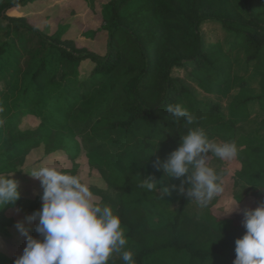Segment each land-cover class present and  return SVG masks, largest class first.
<instances>
[{
	"label": "trees",
	"instance_id": "obj_1",
	"mask_svg": "<svg viewBox=\"0 0 264 264\" xmlns=\"http://www.w3.org/2000/svg\"><path fill=\"white\" fill-rule=\"evenodd\" d=\"M47 5L0 0V177L18 181L21 195L0 205V264H14L26 247L18 222L39 238L38 221L26 219L42 208L41 185L28 194L34 171L57 166L84 183L82 167L64 169V161L94 170L95 196H116L113 207L102 204L119 216L136 264H233L246 231L242 211L221 216L220 196L200 207L141 185L163 180L154 161L201 127L237 145L234 202L241 210L264 202V0H100L95 41L80 38L91 30L78 21L55 20ZM31 12L44 18L32 22ZM169 104L194 123L175 122ZM209 164L228 175L229 161ZM108 264L124 262L113 254Z\"/></svg>",
	"mask_w": 264,
	"mask_h": 264
},
{
	"label": "clouds",
	"instance_id": "obj_2",
	"mask_svg": "<svg viewBox=\"0 0 264 264\" xmlns=\"http://www.w3.org/2000/svg\"><path fill=\"white\" fill-rule=\"evenodd\" d=\"M167 112L175 122L183 118L187 125L194 123L193 115L180 104H169ZM237 156L234 141L217 142L203 128H189L176 150L165 160L154 161L153 167L163 172V180L144 178L141 186L158 188L162 198L177 191L206 207L224 192L222 176L209 161L212 157L233 161ZM31 176L40 181L43 189L42 208L26 219L38 221L35 232L39 238L30 235L22 222L17 223V229L26 237V247L14 264H108L113 254H120L124 264H136L133 252L125 250L128 240L119 216L110 206L97 203L78 175L45 166ZM171 179L180 180V185L165 186V181ZM18 188L15 179L0 177V205H15L21 198ZM239 205L240 200L232 212L242 211L246 231L235 240L233 264H264V202L255 209L241 210Z\"/></svg>",
	"mask_w": 264,
	"mask_h": 264
},
{
	"label": "rangeland",
	"instance_id": "obj_3",
	"mask_svg": "<svg viewBox=\"0 0 264 264\" xmlns=\"http://www.w3.org/2000/svg\"><path fill=\"white\" fill-rule=\"evenodd\" d=\"M100 0H47L49 9H51L52 11L56 10L58 11L57 17H55V20H59V21H65V18H68L69 20L71 19V22L76 20L78 21L84 30H91V34L90 36H88V32H83L80 35V38H86L89 41H95L97 40L96 38L98 37V33L97 31L99 30V28L102 25V20L101 18L98 16L97 13H95V9H94V5L96 2H98ZM31 21H37L34 20L33 17H36L37 19H39V21L44 18L43 16H41V14H36L31 12ZM37 21V22H39ZM66 22V21H65ZM61 24V23H59ZM66 24V23H65ZM208 29V28H207ZM96 36V37H95ZM91 37V38H88ZM95 37V38H94ZM174 75L184 79L186 77V71H178L175 72ZM203 98H201V100H206L204 98H207V96H201ZM210 99H214V98H210ZM216 101H220V99H216ZM223 104H227L228 101L227 100H222ZM35 123L33 122H29L27 123L26 126L28 127H35ZM39 158V156L37 154L34 153V155H32L30 157V163L32 161H35ZM237 163L235 166H233L232 164L229 166V170L232 171L237 167ZM60 167L62 165H59ZM63 166L65 167L64 169H68V170H73L76 169L78 167H82L83 170V178H84V183L88 185L89 187V183L91 182V177H93V172L87 165H81V164H76V163H71L69 161H64L63 162ZM58 170V167H55ZM41 185L40 181L37 179H33L32 182H30V184H28V194L31 195V193L33 194V191H31L33 189V185ZM224 192H223V196L221 197V200L219 202V204L217 205L216 211L221 215V216H230L233 214V210H234V199H231V195L228 189H230L231 187V176H227L226 179L224 180ZM27 186H24L25 190H27ZM31 189V190H30ZM109 193V192H108ZM27 194V195H28ZM95 195V194H94ZM108 196V198H110V200H108L106 197ZM97 198L96 202H100L101 204L108 202V203H112V207L114 205V200L116 196L112 197V193H109L108 195H103V197L101 196V194H96L95 196ZM104 199H106V201H103ZM102 204V205H103ZM232 212V213H231ZM231 213V214H230ZM13 216V214H11ZM8 244V245H7ZM7 246L9 247V245H13L10 240L7 241Z\"/></svg>",
	"mask_w": 264,
	"mask_h": 264
},
{
	"label": "crops",
	"instance_id": "obj_4",
	"mask_svg": "<svg viewBox=\"0 0 264 264\" xmlns=\"http://www.w3.org/2000/svg\"><path fill=\"white\" fill-rule=\"evenodd\" d=\"M212 159V158H211ZM211 161V160H210ZM209 161V162H210ZM236 163L238 164L237 165V167L232 171V173H231V171L229 170V166L232 164L233 166H235L236 165ZM239 168V163L238 162H235L234 160L233 161H229V164L224 168L225 170H227L229 173H228V175L227 176H231V187H230V189H228L229 190V192H230V195H231V199L233 200V193H232V187H233V175H234V173H235V171H237V169ZM226 176V177H227ZM226 177L223 179V187H225V185H224V180L226 179ZM220 199H219V202H220V200H221V197L223 196V193H221L220 195ZM219 202H218V204H219ZM217 204V205H218Z\"/></svg>",
	"mask_w": 264,
	"mask_h": 264
}]
</instances>
